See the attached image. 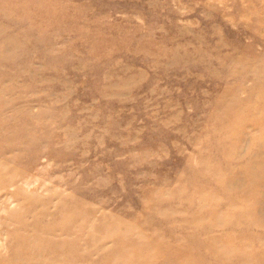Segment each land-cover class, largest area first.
<instances>
[{"label":"rangeland","instance_id":"374dc122","mask_svg":"<svg viewBox=\"0 0 264 264\" xmlns=\"http://www.w3.org/2000/svg\"><path fill=\"white\" fill-rule=\"evenodd\" d=\"M262 142L264 0H0V264H245Z\"/></svg>","mask_w":264,"mask_h":264},{"label":"bare ground","instance_id":"6f19581e","mask_svg":"<svg viewBox=\"0 0 264 264\" xmlns=\"http://www.w3.org/2000/svg\"><path fill=\"white\" fill-rule=\"evenodd\" d=\"M226 138V137H225ZM226 141L230 142L229 139H226ZM261 144V154H263L264 156V142L260 143ZM231 150V149H230ZM263 159V160H262ZM260 161H258L257 164H259L262 168L260 170V168H249V170H247V172H250V175L252 176L253 179V185H252V191H251V195L248 197V200H246V203L242 206V214H243V220L247 223H249V225L251 226H258L260 228L264 229V218H262L261 216L264 215V195H260V191L264 188L263 184L262 187H254V182L255 181H260L258 179V174L264 175V157L262 158ZM244 184V182H243ZM255 196V200L254 202H252V197ZM45 211L41 212L37 217V220L40 221L41 219H44V214ZM38 213H36L37 215ZM56 217H61V220L59 222H67L69 218V216L66 215H62V216H56ZM72 219H74V217L72 216ZM59 222H56V226L54 224H51V228L54 230H56L57 228L62 230V232H66V231H71L72 226L69 224H59ZM21 224H26V222H23ZM126 226V231L124 232V227ZM120 229H118L116 232L112 231L113 234H109V232H107V236H111L114 238V241L116 242V251L120 252V249H117L118 246H120L122 243H120V239H126L127 242H132V240L130 238H128L126 235V238H119V236L124 235L128 232L131 231L130 227L128 224H119L118 226ZM65 230V231H64ZM249 237V236H248ZM19 242V248L16 250V252L12 255V257H9V259L4 260L2 262V264H57L56 262L59 261V263H61V260H63L65 258V261H63V263H69L70 259H72V262L70 263H75V259H73L74 256V251L72 250V247L74 248L75 244H72V242H67L64 241L63 243H71L69 246L65 247L67 250L65 251V253H62V249L60 251L59 254L58 253V249H59V245L55 244V242H47L45 240V238H37L34 242H31L30 238H26V237H18L14 243ZM235 240H231L229 239L227 241L228 244V249L232 250V247L234 246ZM141 244H133L132 243V247L129 250L124 251L125 255L122 254V252H120V258H118L116 260V264H136V263H140V264H145L146 261L143 258V252L142 250L144 249V246L140 247V251H138V246ZM205 249V248H204ZM206 250V249H205ZM228 250V257H230L232 255V253ZM207 251V250H206ZM212 254H215L216 252L211 251ZM262 255H261V254ZM47 256V260H43L45 257ZM109 256V255H108ZM107 256V257H108ZM36 257V258H34ZM76 257V256H75ZM117 257V256H115ZM35 259H37L38 262L35 261ZM43 261H41V260ZM79 259H81L82 261H84V263L86 261H88L86 258H81L79 257ZM107 258H105L104 260H106ZM262 259H264V251L260 249L259 250H253V252L251 251V249H247V252L245 253V255L243 256V260L245 262V264H260ZM40 260V261H39ZM69 260V261H68ZM77 260V259H76ZM62 263V264H63Z\"/></svg>","mask_w":264,"mask_h":264}]
</instances>
